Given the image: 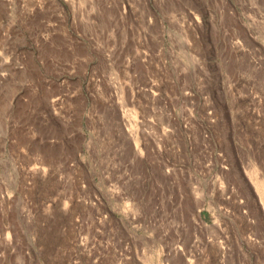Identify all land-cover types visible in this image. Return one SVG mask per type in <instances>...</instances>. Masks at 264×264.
Here are the masks:
<instances>
[{
    "label": "rangeland",
    "instance_id": "obj_1",
    "mask_svg": "<svg viewBox=\"0 0 264 264\" xmlns=\"http://www.w3.org/2000/svg\"><path fill=\"white\" fill-rule=\"evenodd\" d=\"M0 264H264V0H0Z\"/></svg>",
    "mask_w": 264,
    "mask_h": 264
}]
</instances>
